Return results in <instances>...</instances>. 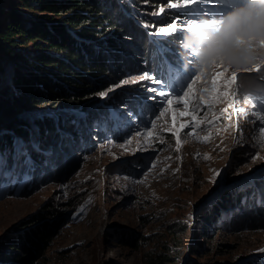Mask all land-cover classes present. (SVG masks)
<instances>
[{"label": "rangeland", "instance_id": "374dc122", "mask_svg": "<svg viewBox=\"0 0 264 264\" xmlns=\"http://www.w3.org/2000/svg\"><path fill=\"white\" fill-rule=\"evenodd\" d=\"M234 1L240 5L245 3V0ZM167 4L153 11L155 15L150 9H146L150 11L147 12L132 6L136 16L134 21L147 33H154L157 27H169L178 18L166 17L167 12V15L182 14L180 19L199 22L222 19L235 9L219 0H211V3L199 0L182 10L169 9ZM141 19L144 24L139 22ZM147 19L155 21L156 25H150ZM145 24L148 28L144 27ZM185 32L181 30L176 34L182 40ZM149 37L151 41H159L164 35ZM184 60L181 69H177L178 65L170 69L173 73L168 86L152 79L130 84L131 89L147 88L155 99L138 112H133L130 104L126 105V110L119 105L112 106L110 113L115 120L111 132L115 131L116 136L109 133L101 141V137L91 136L98 141L87 143L85 151L80 153L73 151L64 163L56 164L52 158L54 153L49 149L43 152L47 156L42 164L26 163L29 155L24 154L26 150L21 151L18 139H15L10 164L6 154L0 152V237L4 233H15L23 220L51 207L48 219L52 222L46 220L45 225L47 230L51 228L52 237L45 256L36 264H149L150 256L157 252L171 222L183 221L195 209L200 212L230 187L242 190L254 183L256 187L248 199L243 197L241 200L247 206L252 200L258 208L251 214L253 227L237 237L222 226V232H217L215 240L219 243L218 250L224 253L216 259L233 260L241 256L256 259V255L264 253V134L259 131L264 122L251 115L256 110L264 111V69L255 76L250 72L237 73L232 92L235 93L233 99L239 102L231 108L224 100L209 106L201 99L207 95L206 89L211 87L214 73L223 69L205 72L193 85L195 91L188 107L189 112L196 110V116L202 122L194 126L191 115L179 119L175 127L178 128L179 124L188 127L180 131L181 142L177 151L176 136L168 130L174 127L171 113L159 117V113L169 106L165 103L161 108L159 102L162 98L151 89L157 88L172 95L187 91L186 86L198 69L193 61ZM145 73L152 72L126 70L116 87L125 79ZM225 75L230 77L231 71ZM245 98L250 99L257 109L245 103ZM171 107L178 113L185 111L183 103ZM241 108L244 114L240 113ZM153 122L155 128H152ZM149 131L152 132L150 137L146 135ZM230 168L231 175L228 174ZM258 188L261 191L256 192ZM81 208L85 211L81 212ZM218 221V225L224 221L229 223V215L220 213ZM191 242L209 244L199 240L195 231L192 235L188 231L181 240L183 258L187 256V246ZM207 257L206 252L202 261Z\"/></svg>", "mask_w": 264, "mask_h": 264}, {"label": "trees", "instance_id": "16d2710c", "mask_svg": "<svg viewBox=\"0 0 264 264\" xmlns=\"http://www.w3.org/2000/svg\"><path fill=\"white\" fill-rule=\"evenodd\" d=\"M128 1L0 0V152L6 154L8 164L15 139L20 141V148L23 145L31 164L41 163L48 149L58 164L70 159L73 151L80 153L87 143L98 141L91 136L101 137L99 141L109 133L116 136L115 131L111 132L115 120L110 113L112 106L126 110L130 104L133 112H138L153 101L145 87H116L122 74L126 70H148L158 74L162 82L161 52L167 65L185 63L182 40L176 33L151 41L134 21L132 6L153 13L169 0ZM172 14L166 17H182ZM147 21L156 25L155 21ZM139 22L145 23L142 19ZM110 88L113 90L109 92ZM102 92L108 95L102 97ZM232 173L230 168L228 174ZM255 187L254 183L242 190L230 187L201 208L194 231L199 240L209 244L191 242L185 258L181 240L190 228V212L183 221L171 222L149 264H182L183 260L184 264H264V253L256 259H216L224 253L218 250L215 240L222 226L237 237L253 227L251 214L258 208L252 200L249 206L241 200L248 199ZM46 208L38 211L37 217L23 220L15 233L1 235L0 264H36L45 256L52 237L51 228L47 230L45 225L46 220L52 222L48 219L52 209ZM222 212L229 215L230 221L218 225ZM257 218L261 220V216ZM206 252L209 257L202 261Z\"/></svg>", "mask_w": 264, "mask_h": 264}, {"label": "clouds", "instance_id": "9594fccd", "mask_svg": "<svg viewBox=\"0 0 264 264\" xmlns=\"http://www.w3.org/2000/svg\"><path fill=\"white\" fill-rule=\"evenodd\" d=\"M200 20L185 32L181 41L183 58L198 70L213 71L222 65L231 73L264 68V0H245L225 15L217 27Z\"/></svg>", "mask_w": 264, "mask_h": 264}, {"label": "snow or ice", "instance_id": "6c2138e0", "mask_svg": "<svg viewBox=\"0 0 264 264\" xmlns=\"http://www.w3.org/2000/svg\"><path fill=\"white\" fill-rule=\"evenodd\" d=\"M199 0H169V3L167 4V7L169 9H177V10H182V9H186L190 6L195 5L196 3H198ZM209 3H211V0H208ZM161 11L163 12L164 10L161 9ZM153 15H155V13H153ZM165 15H167V13H165ZM221 21H218L216 19H212V20H208L207 24L210 27H217L218 30V25ZM193 26H199L198 22L196 21H189V20H185L177 18L176 20H174L171 25L169 27H165V26H160L156 28V31L153 32H149V35L152 36H156L159 34H163L164 36H168L170 34H175L178 31L184 30L187 31L189 29H191ZM145 28L148 27L147 24L144 25ZM260 46L264 47V40H261L260 42ZM160 63L162 65H164V69L166 71L167 69V65L165 64V61L167 60L166 56L161 52L160 54ZM216 68H222L223 71H219V72H215L213 75L212 80L210 81L211 87L209 89H206L207 95L201 97V99L207 103L209 106L213 105L215 102L217 101H221L224 100L228 103L229 107L231 108L233 106L234 103H238V100L233 99V97L235 96V93L232 92L233 86L236 83V79H237V73H231L230 77L226 76L225 74L228 72V69L223 68L222 65H217ZM215 68V69H216ZM264 68L261 67H257L253 70V72H259ZM205 74V71L202 70H198L197 74L195 75L194 79H192V81L190 83L187 84L186 88L187 91H184L183 94H177V95H172L169 92L166 91H158L157 88H152L151 91L154 93H158L159 97H161L162 99L159 102V106L161 108H163L164 104L166 103L169 107L164 109V111H161L159 113V117H162L168 113H171L172 116V121H173V125L174 127L169 128L168 130L171 131L173 133V135L176 136V140H177V151H179V147H180V131L186 127H188L187 124H179V127H175V125L178 123L179 119L181 117L184 116H189L191 115L193 118V125L194 126H198L202 121L196 116V110H193L192 112L188 111V107L191 104L192 101V96L194 94V88L193 85L195 83H197L201 76ZM153 75H157L158 79L156 81H154L155 83H160L161 79L160 76L158 74H152V73H145V74H137L133 77H131L130 79H125L121 82V85L118 86H123V85H129V84H135L138 81H143L145 79H149L151 80ZM113 89L110 88L108 91H112ZM100 95L102 97L107 96L108 92H102L100 93ZM152 99H155V97H152ZM245 103H249L252 104V107L254 109H257V106L252 103V101L248 98L243 99ZM176 103H183L184 107H185V111L183 112H177L175 109H173L171 107V105L176 104ZM241 114H244V109H240L239 110ZM154 114H155V107H154ZM252 116L257 117L261 122H264V111H253L251 113ZM157 117V118H159ZM152 128H155V123H152ZM261 134H264V127H261L259 129ZM191 134V133H189ZM148 137H150L152 135V132H148L146 134ZM188 135V134H186ZM205 140L207 139V137L204 138ZM128 143H131V141H129ZM32 147L39 151V148L37 145L33 144ZM21 151H24L23 149V145H21ZM24 154L26 155L27 153L24 152ZM206 159L208 157H205ZM26 163H31L30 158L26 161ZM153 168L156 166L155 163H153L151 165ZM217 175H219V173H217ZM140 183H142L143 181H139ZM88 203H91V200L88 201ZM81 212L85 211V208H81L80 210Z\"/></svg>", "mask_w": 264, "mask_h": 264}]
</instances>
